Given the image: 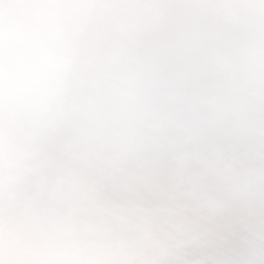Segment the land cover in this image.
<instances>
[{
    "label": "snow or ice",
    "instance_id": "6c2138e0",
    "mask_svg": "<svg viewBox=\"0 0 264 264\" xmlns=\"http://www.w3.org/2000/svg\"><path fill=\"white\" fill-rule=\"evenodd\" d=\"M0 264H264V0H0Z\"/></svg>",
    "mask_w": 264,
    "mask_h": 264
}]
</instances>
